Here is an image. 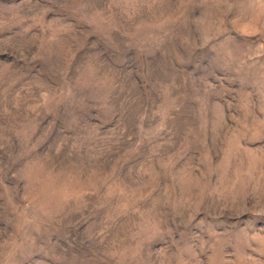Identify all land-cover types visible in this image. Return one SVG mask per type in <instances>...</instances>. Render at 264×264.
<instances>
[{
	"label": "rangeland",
	"instance_id": "obj_1",
	"mask_svg": "<svg viewBox=\"0 0 264 264\" xmlns=\"http://www.w3.org/2000/svg\"><path fill=\"white\" fill-rule=\"evenodd\" d=\"M0 264H264V0H0Z\"/></svg>",
	"mask_w": 264,
	"mask_h": 264
}]
</instances>
